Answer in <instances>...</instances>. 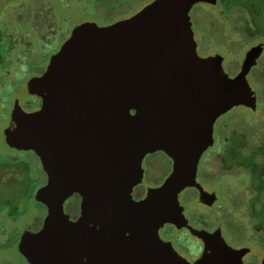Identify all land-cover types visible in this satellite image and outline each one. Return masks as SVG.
Listing matches in <instances>:
<instances>
[{"label": "water", "instance_id": "1", "mask_svg": "<svg viewBox=\"0 0 264 264\" xmlns=\"http://www.w3.org/2000/svg\"><path fill=\"white\" fill-rule=\"evenodd\" d=\"M214 0H155L133 17L99 27L86 22L54 54L42 76L25 85L42 106L15 101L7 145L33 151L47 175L35 200L47 207L42 228L24 232L19 252L31 264H243L221 231L193 230L205 252L190 263L165 242L166 224L187 227L180 194L197 182L215 124L235 107L256 110L247 73L261 46L231 77L220 56L200 57L190 11ZM135 111V114H132ZM173 161L165 182L136 202L146 155ZM82 198L71 221L64 205ZM210 205L216 197L201 190Z\"/></svg>", "mask_w": 264, "mask_h": 264}, {"label": "rangeland", "instance_id": "2", "mask_svg": "<svg viewBox=\"0 0 264 264\" xmlns=\"http://www.w3.org/2000/svg\"><path fill=\"white\" fill-rule=\"evenodd\" d=\"M37 1L36 5V0H0V71L4 69L12 76L18 72L12 82L7 77L4 80L0 77V264H30L19 253V239L26 231L38 232L48 212L44 204L35 200L38 191L47 184V176L38 158L11 149L5 142L4 130L11 123L13 100L20 99L27 112L40 108L41 99L27 95L25 85L36 77L29 76L47 69L51 57L70 38L75 27L86 22L99 27L112 25L134 16L155 0ZM225 1L233 0H220L221 8L197 4L190 13V22L200 57L222 54L225 71L234 77L248 47L264 42V0H234L235 4L229 7L224 6ZM25 4L28 7L21 17L18 11ZM230 13L237 15L238 19L228 22L226 18ZM23 38L32 44L29 56L22 60L24 68L20 70L15 51L24 53L27 50L23 44H17V39ZM247 76L258 112L239 106L219 118L213 144L199 162L197 181L217 197L229 198L235 189L240 190L236 201L248 205L250 215L244 217L239 211L235 220L225 225V236L231 244L261 245L264 244V48ZM11 160L19 161L13 163ZM27 162L32 165L27 166ZM171 162L169 156L160 152L148 157L144 181L137 187V194L148 193L163 184L172 172ZM16 164L22 167L21 172L10 168ZM198 198L193 187L187 188L180 196L182 204L191 207L197 206ZM79 202V196L75 194L64 205L71 221L77 218ZM233 204L231 199L225 205ZM185 217L198 228L214 226L210 221L204 226L195 216L186 214ZM259 226L261 228L257 229ZM196 240L189 239L194 251L198 249Z\"/></svg>", "mask_w": 264, "mask_h": 264}, {"label": "flooded vegetation", "instance_id": "3", "mask_svg": "<svg viewBox=\"0 0 264 264\" xmlns=\"http://www.w3.org/2000/svg\"><path fill=\"white\" fill-rule=\"evenodd\" d=\"M154 2V1H153ZM214 2V1H213ZM212 3H206V2H200V3H197V4H203V5H207V6H217V8H221V3L220 1L218 0V3L217 4H213ZM151 4V3H150ZM195 4L193 6V8L197 5ZM192 8V10H193ZM191 10V11H192ZM190 11V13H191ZM139 13V12H138ZM136 15V14H135ZM133 17V16H132ZM191 17V16H190ZM131 17H128V18H124L125 20L126 19H129ZM122 21V20H121ZM92 23V22H91ZM192 25V24H191ZM193 28V26H192ZM194 30V29H193ZM245 32H248L246 29H245ZM195 33V31H194ZM195 39H196V36H195ZM257 46H261L259 52L262 50V48H264V42H259V43H256L252 46H249L248 49L245 51V55H243V60L241 62H239V65H238V71L236 72V75L240 72L241 70V66H242V63L246 57V54L248 51H250L251 49L257 47ZM258 52V53H259ZM212 56H215V55H212ZM258 56V54H257ZM257 60V59H256ZM223 65H224V61H223ZM235 75V76H236ZM42 76V75H41ZM248 77V76H247ZM30 97H35V98H39L41 99L40 97L38 96H34V95H29ZM33 101L34 98H31ZM16 100H19L20 102V105H21V100L16 98L14 101H13V108H14V104H15V101ZM22 106V105H21ZM41 106H42V99H41ZM40 106V108H41ZM23 107V106H22ZM12 108V110H13ZM39 108V109H40ZM24 109V108H23ZM39 109H36V110H32V111H28V112H34V111H37ZM25 110V109H24ZM26 111V110H25ZM12 112V111H11ZM27 112V111H26ZM11 122V121H10ZM9 126H13L12 123H10ZM160 153H164L162 151H159ZM157 152L155 153H151V154H148L146 155V157L144 158L143 160V181H144V176H145V167H146V162H147V158L150 157L151 155H155ZM165 154V153H164ZM40 161V160H39ZM41 163V162H40ZM173 163V162H171ZM42 165V164H41ZM173 171V169H172ZM199 172V170H198ZM172 173V172H171ZM46 174V173H45ZM47 176V175H46ZM142 181V183H143ZM198 182V181H197ZM140 183V184H142ZM139 184V185H140ZM199 184V183H198ZM137 185L136 187H134V189L132 190L131 192V196L133 198L134 201L136 202H139L141 201L142 199H144L147 195V191H143V192H140L139 194H137V187L139 186ZM162 185V184H161ZM159 185V186H161ZM157 186V187H159ZM201 187V186H200ZM193 189L196 191L197 195H198V203H197V206L195 205L194 207H191L189 205H182L183 207V215H184V219L186 221V224H187V227H183V228H178L177 226L173 225V224H166L164 226H162L159 230V234H160V237L165 241V242H171L174 249L178 252L179 255H181L182 257H184L185 259H187L190 263H194L196 261H198L204 254L205 252V242L203 241V239L201 237H199L198 235H195L192 231L193 230H197V231H200V232H204L206 234H213V233H216L217 231H221L222 233V236L224 238V240L226 241V243L232 247L233 249H236V250H247L243 256V264H264V244H261V245H258V244H255V243H238V244H231L228 239L226 238L225 236V230H224V227H225V223H223L219 217H217L214 213H213V208L215 207L216 205V201L214 204L210 205L208 203H205L201 200V190H204L210 194H214V192L212 191H209V190H206L204 189L203 187L199 188V187H193ZM186 190V189H185ZM184 190V191H185ZM183 191V192H184ZM182 194V193H181ZM180 194V196H181ZM77 196H79V200L80 202H82V198L80 197V195L77 194ZM180 198V197H179ZM80 202H79V212H78V215H77V218L74 220L76 221L79 216H80V213H81V206H80ZM181 202V200H180ZM248 209V210H247ZM200 210V211H199ZM194 211V212H193ZM240 211L244 214L243 216L244 217H248L247 215H250V210H249V206L248 205H244L240 208ZM196 212V213H195ZM199 212H201L202 214H198ZM186 214L190 215V216H195L198 221L202 224H204V226H206L205 224L209 225V221L211 224H213L214 226H210L209 227H205V228H198L196 226H194L193 224L190 223V221H188L186 219ZM208 214V215H207ZM261 226L257 227V229H260ZM190 237H193L194 239H197V251H194L192 250L191 248V243H189V239ZM264 241V239H263ZM264 243V242H262ZM188 251V252H187ZM187 252V253H186Z\"/></svg>", "mask_w": 264, "mask_h": 264}, {"label": "trees", "instance_id": "4", "mask_svg": "<svg viewBox=\"0 0 264 264\" xmlns=\"http://www.w3.org/2000/svg\"><path fill=\"white\" fill-rule=\"evenodd\" d=\"M220 1V0H219ZM224 1V0H223ZM234 1V0H233ZM233 1H225V3H227V4H225L224 6L225 7H229V5H232V3H234ZM39 3V1H37L36 0V5ZM218 2H217V0L215 1L214 0V2H213V4H217ZM235 4V3H234ZM35 5H32V7H34ZM27 5L25 4V5H23V6H21V8H20V11H18V15L19 16H21V17H24V10L25 9H27ZM32 9V8H31ZM235 11H236V9H235ZM20 13V14H19ZM215 17V16H214ZM213 17V18H214ZM238 16L237 15H233V13H230V16H228L227 18H226V20H228V22L230 21V20H232V21H234V19L235 18H237ZM214 19H217V22H219L220 21V19H218V18H214ZM225 19V18H224ZM238 19V18H237ZM236 19V20H237ZM242 19H243V17H242ZM221 22V21H220ZM221 23H223V22H221ZM236 28V27H235ZM235 31H237L236 29H235ZM23 41V42H22ZM23 44V46H24V48H26L27 50L24 52V53H21V51L22 50H20V51H15V55H16V57H17V59H16V64H19L17 67L20 69V70H22V68H24V63L22 62V60H23V58H26L27 56H29V47L31 46V42L30 41H28V40H26V39H17V44ZM14 44V43H13ZM23 52V51H22ZM23 54V55H22ZM216 56V55H215ZM218 56H220V57H222L223 58V60H224V57H223V55L222 54H219ZM256 62V61H255ZM46 71V70H45ZM45 71H43L42 73H39V74H37V75H31V76H29V78L30 77H32V76H41V75H43L44 73H45ZM17 74H18V72L16 71V73H15V75H10V73L9 72H6V70H2V71H0V77H2L3 78V80L5 79L4 77H7L8 79H10V82H12L15 78H16V76H17ZM2 84V83H1ZM0 84V85H1ZM14 101V100H13ZM255 101V100H254ZM255 104H256V110H252L251 108H248V107H245V108H247L249 111H252V112H254V113H257L258 112V104H257V102H255ZM244 107V106H243ZM132 114H135V111H132ZM6 142V141H5ZM7 144V143H6ZM8 146V145H7ZM9 147V146H8ZM9 148H11V147H9ZM11 149H15V148H11ZM17 150V149H16ZM19 151V150H18ZM23 152H28V153H30V154H32L33 156H35L36 158H38V156L33 152V151H30V150H26V151H23ZM0 160H2L1 158H0ZM13 160V159H12ZM11 160V162H13V163H18V161L19 160H14V161H12ZM4 161V160H3ZM2 161V162H3ZM38 163L41 165V163H40V161H39V158H38ZM25 164H28L27 166H31L32 164L31 163H29V162H27V163H25ZM42 166V165H41ZM12 170H16V171H22V167L20 168V167H18L17 166V164H16V167H10ZM239 191L240 190H237V189H235L234 191H233V194H232V196L231 197H223V196H218L217 197V195L214 193V195H215V197H216V205H215V207L213 208V213L217 216V217H219V219L223 222V223H225V225L229 222V221H233V220H235V218H236V215H237V213L240 211V208L242 207V206H244V205H246V204H244L242 201H236L237 199H238V193H239ZM230 196V195H229ZM232 199V201H234V204L233 205H225L228 201H230ZM40 203V202H39ZM182 203V202H181ZM183 205V204H182ZM20 253V252H19ZM21 254V253H20ZM22 255V254H21ZM23 256V255H22ZM24 257V256H23ZM25 258V257H24ZM26 259V258H25ZM27 260V259H26ZM28 261V260H27ZM29 262V261H28ZM30 263V262H29ZM31 264V263H30Z\"/></svg>", "mask_w": 264, "mask_h": 264}]
</instances>
